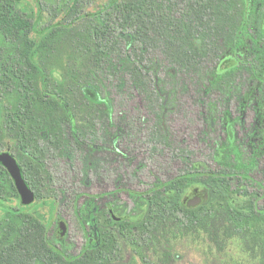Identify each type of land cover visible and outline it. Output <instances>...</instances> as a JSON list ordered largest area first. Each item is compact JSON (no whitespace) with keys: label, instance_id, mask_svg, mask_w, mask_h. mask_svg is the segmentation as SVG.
<instances>
[{"label":"rangeland","instance_id":"rangeland-1","mask_svg":"<svg viewBox=\"0 0 264 264\" xmlns=\"http://www.w3.org/2000/svg\"><path fill=\"white\" fill-rule=\"evenodd\" d=\"M108 0H84V12L95 11ZM207 0H156L165 20L180 22L186 10H200ZM22 0L18 8L37 20L43 10L42 24L61 21L70 0ZM251 0H237L229 7L234 21L218 24L210 12H201L205 26L198 24L206 54L201 71L191 76L162 59L158 50L148 53L135 50L132 36L117 29L116 48L109 54L93 84H81L77 92L78 72L84 73L87 61L77 45L86 41L93 31L92 20L78 22L60 36L58 50L49 55L45 65L54 84L65 89L71 86L77 115L73 129L66 127L64 146L53 159L44 158L42 171L32 169L27 182L35 196L24 205L21 197L11 194L13 180L2 181L0 191V237L8 222H15V210L38 218L48 226V236L63 251L78 255L90 243L97 248L102 228L117 236V250L91 264H264V210L249 218L242 216L247 197L233 194L225 200L202 184L192 185L183 197L185 207L204 208L205 221L192 222L183 215L158 218L152 227L144 228L150 206L143 194L153 186L184 174L192 167L210 164L209 153L226 138L228 117L236 122L241 143L250 142L256 119L255 101L245 109L242 101L252 82V69H240L229 80L209 84L212 70L221 56L229 51L228 34L248 13L253 20L260 10ZM226 7L220 6L224 13ZM196 23H194L195 25ZM264 26V21H263ZM133 38V37H132ZM6 48L9 46L6 45ZM10 51L5 50L8 55ZM132 62L147 73L151 87L160 95L155 107L144 102L143 94L131 72ZM176 72H175V70ZM77 70L75 75L72 71ZM197 73V74H196ZM92 102L93 107L89 104ZM18 104L15 92L0 90L1 153L18 160V141L5 130L9 108ZM73 110V111H72ZM93 123L78 133L79 119ZM244 118V119H243ZM44 139L46 134L42 135ZM19 161V160H18ZM28 163V162H27ZM257 169L252 175L259 173ZM264 185V175L260 177ZM232 191L247 189L261 195L257 205L264 207V192L251 179L236 178ZM115 193V194H114ZM137 194V195H136ZM128 219L138 224L135 234L139 244L133 245L108 224V217ZM39 264V263H35Z\"/></svg>","mask_w":264,"mask_h":264},{"label":"trees","instance_id":"trees-1","mask_svg":"<svg viewBox=\"0 0 264 264\" xmlns=\"http://www.w3.org/2000/svg\"><path fill=\"white\" fill-rule=\"evenodd\" d=\"M21 1L0 0V90L15 92L18 96V104L7 110L5 130L18 141L21 148L18 162L28 182L33 168L38 170L36 173L43 170L41 162L44 158L54 159L60 154L64 146L65 128L73 129L77 118L74 112L69 111V107L71 109L75 105L72 103V98L76 96L74 89L70 86L67 90L54 84L45 65L48 56L58 50L61 34L69 32L82 20H92L91 35L77 45L87 61L86 71L83 74L78 72V81H82L78 85V93H81V84L95 83L103 64L107 63L109 54L116 48L117 29L132 35L128 37L135 50L148 53L152 48L160 51L163 60L191 76L194 82V73L201 71L206 56L202 47L203 39L197 37L198 24L201 28L205 26L202 18L204 14L201 12L213 14L220 25L231 20L232 23L234 13L229 7L237 2L207 0L209 4L201 6V11L186 10L182 21L173 22L162 17L164 15H161L156 0H108L92 12H84V0H70L61 21L43 25V10L38 19L34 20L18 8ZM37 2L41 7L40 0ZM243 2L246 3V0ZM255 2L263 3L264 0ZM220 6L226 7L224 13L219 10ZM257 14L252 20L247 11L242 13L243 20L228 34L229 51L219 58L209 80L210 85L219 84L229 80L240 69H252V82L242 101L243 109L250 101H255L256 119L250 142L241 143L235 129L236 122L243 120L233 121L228 117L226 138L221 147L209 153L211 161L207 168L192 167L184 174L153 186L143 194H136L146 198L150 206L149 214L142 223L144 228L152 227L156 221L154 213L159 220L166 215H183L192 222L203 223V207L190 209L183 204L186 191L194 184L212 189L223 200L233 194L247 197L246 206L240 214L246 218L264 210V207L257 205L261 198L259 193H250L243 188L232 191L231 186V182L238 177L251 179L264 192L260 178L264 175L263 10ZM6 45L9 47L6 48ZM5 50L10 51L8 55L4 54ZM131 69L130 73L143 94L144 102L149 107H155L160 101V95L151 87L146 70L136 62H132ZM75 72L77 70H73L72 75ZM92 102L89 104L93 107ZM92 123L89 120L85 124L79 119L78 133H82ZM44 133L45 139L42 136ZM1 143L0 138V149ZM259 161L262 162L259 173L252 175ZM10 178L8 172L0 166V191L2 181ZM11 194L20 196L16 187L11 189ZM14 212L16 221L6 223L2 229L0 264H91L102 261L108 252L114 253L119 246L117 236L106 226L101 230L97 248L86 243L80 254H70L51 241L46 223L22 210ZM108 224L117 227L133 245L139 244L135 234L138 224L128 219H117L114 214L109 215ZM142 258L144 264H150L148 258Z\"/></svg>","mask_w":264,"mask_h":264},{"label":"water","instance_id":"water-1","mask_svg":"<svg viewBox=\"0 0 264 264\" xmlns=\"http://www.w3.org/2000/svg\"><path fill=\"white\" fill-rule=\"evenodd\" d=\"M0 166L4 167L12 178L22 203L25 206L33 203L35 200L34 193L28 186L16 159L10 154L0 153Z\"/></svg>","mask_w":264,"mask_h":264},{"label":"flooded vegetation","instance_id":"flooded-vegetation-1","mask_svg":"<svg viewBox=\"0 0 264 264\" xmlns=\"http://www.w3.org/2000/svg\"><path fill=\"white\" fill-rule=\"evenodd\" d=\"M251 2H252V5H254L255 4V0H251ZM256 5H257V8H263V6H264V2L263 3H256ZM1 151V150H0ZM1 153V152H0ZM1 154H3V153H1ZM15 158V157H14ZM16 159V158H15ZM16 161L18 162V160L16 159ZM18 164H19V166H20V163L18 162ZM2 167V166H1ZM4 168V167H3ZM20 168H21V166H20ZM5 169V168H4ZM6 170V169H5ZM21 170H22V168H21ZM23 173V172H22ZM9 174V173H8ZM23 176H24V174H23ZM25 178V177H24ZM12 179V178H11ZM26 180V179H25Z\"/></svg>","mask_w":264,"mask_h":264}]
</instances>
